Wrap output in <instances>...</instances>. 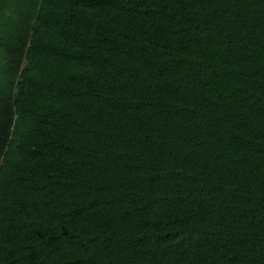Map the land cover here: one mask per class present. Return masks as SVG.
<instances>
[{
  "label": "trees",
  "instance_id": "trees-1",
  "mask_svg": "<svg viewBox=\"0 0 264 264\" xmlns=\"http://www.w3.org/2000/svg\"><path fill=\"white\" fill-rule=\"evenodd\" d=\"M0 238L264 264V0H0Z\"/></svg>",
  "mask_w": 264,
  "mask_h": 264
},
{
  "label": "clouds",
  "instance_id": "clouds-1",
  "mask_svg": "<svg viewBox=\"0 0 264 264\" xmlns=\"http://www.w3.org/2000/svg\"><path fill=\"white\" fill-rule=\"evenodd\" d=\"M28 45H29V41L27 42L26 47H28ZM1 242H2V240H1V238H0V245H1ZM3 254H4V252H3V253L0 252V260L4 259V258L2 257Z\"/></svg>",
  "mask_w": 264,
  "mask_h": 264
}]
</instances>
